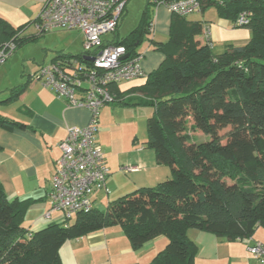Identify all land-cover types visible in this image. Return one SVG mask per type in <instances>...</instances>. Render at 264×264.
I'll list each match as a JSON object with an SVG mask.
<instances>
[{"label": "trees", "instance_id": "trees-1", "mask_svg": "<svg viewBox=\"0 0 264 264\" xmlns=\"http://www.w3.org/2000/svg\"><path fill=\"white\" fill-rule=\"evenodd\" d=\"M160 1L165 0H155ZM207 2L234 25L240 14L249 13L248 24L238 27L249 30V42L217 53L210 42L198 41L204 31L201 22L171 14L167 41L151 43L162 62L141 78H146L141 86L128 91L141 95V103L153 110L144 145L153 151L156 164L169 169L171 179L35 233L22 227L28 203L9 201L0 186V264H61L64 243L111 226L123 230L133 251L165 237L166 246L150 264H193L197 248L187 238L190 229L229 241L250 239L264 229V0ZM147 13L145 9L126 37L103 40L100 49L120 46L127 59L139 56L136 48L151 34ZM24 30L0 19V47L12 41L17 49L45 35L21 37ZM83 57L84 51L58 55L55 61L84 63ZM27 87L13 88L4 102L15 100ZM109 90L112 103H124L126 97L115 95L116 85ZM15 126L0 117V128ZM197 134L209 140L198 143ZM255 243L261 242L249 246Z\"/></svg>", "mask_w": 264, "mask_h": 264}, {"label": "crops", "instance_id": "crops-1", "mask_svg": "<svg viewBox=\"0 0 264 264\" xmlns=\"http://www.w3.org/2000/svg\"><path fill=\"white\" fill-rule=\"evenodd\" d=\"M43 2L44 0H0V19L14 29L26 27L21 37L36 36L29 25L36 20ZM127 4L124 13H127ZM206 5L199 13H196L200 18L189 20L201 22L204 26L203 34L197 38L199 42H210L217 53H222L227 46H244L249 42V30L238 28L234 23L216 14L207 15L206 8L212 5ZM155 12V16L152 17L153 32L168 34L171 14L164 7L155 8ZM57 31L60 30L51 32V35H56ZM65 40L66 46L61 49L57 48L45 56L46 60L42 63H48L44 65L56 62L55 58L58 55L74 56L83 53V41L71 42L69 38ZM19 48V51L0 68L3 70L0 74L3 78L2 86H0V117L17 125L11 130L0 128V186L9 201L17 200L28 203L23 214L22 227L30 233H35L51 223L63 225L61 214L50 211L48 198L51 191L50 180L56 161L61 155L59 144L66 137L67 129L85 127L89 123L90 113L84 108L67 106L65 100L58 97L53 90L34 80V74L44 65H37L35 68L27 67L25 70L23 58L20 55L25 48L22 46ZM137 54L142 56L140 67L145 76L157 69L163 60L160 53L147 51V49ZM12 67L15 71L10 79ZM145 79L133 80L116 86L115 95L117 96L118 93L122 97H127L128 91L141 86ZM25 83H28V87L23 94L11 102H4L10 97L13 88ZM96 143L103 153L102 147L97 141ZM135 153L132 151L126 153V158L114 156V162L108 161L112 170L108 169L106 154L103 153L105 166L109 172L106 179L108 193L98 191L93 195L94 208L104 209L105 206L98 208L97 205L108 199L110 187L114 181L112 173L116 168L120 172L122 170L129 174L143 172L142 181L146 180L149 184L156 183L157 185L161 183V179L169 180L170 171L166 166L156 164L154 155H149L150 153L142 149L136 150ZM147 159L150 162H147L148 170L143 162ZM126 167H136V171L127 172ZM133 184L134 188L131 192L144 188L137 186L138 184L134 182ZM131 192L120 195L116 199ZM187 238L197 248L193 264H257L248 253L247 247L253 241L264 244V229L258 228L250 239L244 240L229 241L194 229L187 231ZM166 244L167 239L159 236L146 243L140 250L133 251L123 230L118 226H111L85 237L67 241L60 248L59 257L61 264H67V262L69 264H94L93 261L98 259L99 264H150Z\"/></svg>", "mask_w": 264, "mask_h": 264}, {"label": "built area", "instance_id": "built-area-1", "mask_svg": "<svg viewBox=\"0 0 264 264\" xmlns=\"http://www.w3.org/2000/svg\"><path fill=\"white\" fill-rule=\"evenodd\" d=\"M130 0H44L36 20L31 24L36 35L56 30L79 31L84 35V56L93 61H57L41 66L34 80L50 88L64 99L69 107L84 108L90 113L89 123L82 128L67 129L66 137L59 144L61 155L56 161L50 180L48 195L50 211L61 214L67 223L80 213L93 209L92 197L98 191L108 193L106 179L109 174L104 156L96 143L98 119L101 108L114 101L110 85H120L145 77L140 67L142 56L123 59V47L105 46L102 37L113 34ZM155 2V0H153ZM170 14L181 17L199 13L203 0H165L155 2ZM249 13H242L236 27L248 24ZM153 32L151 25L150 33ZM11 41L0 47V65L15 52ZM127 172L136 167H126ZM49 218V216H47ZM257 264H264V245L255 243L247 248Z\"/></svg>", "mask_w": 264, "mask_h": 264}, {"label": "rangeland", "instance_id": "rangeland-1", "mask_svg": "<svg viewBox=\"0 0 264 264\" xmlns=\"http://www.w3.org/2000/svg\"><path fill=\"white\" fill-rule=\"evenodd\" d=\"M152 3L153 0H130L127 4V13L123 14L121 20L119 21L116 32L114 34H107L103 36L102 39L110 40L113 38V36L114 38L119 39L126 37L130 32L138 27L145 9L148 12V16H150L152 19V17L156 14L155 7ZM203 3L206 5L208 2L207 0H203ZM206 9L207 15H217L215 7L209 6ZM194 18L200 17L197 14H193L187 17L188 20H193ZM57 32L58 33L56 35H51L52 33L45 34L34 41H29L22 45V47H24L25 49L21 51L20 55H22L25 70L27 67L35 68L37 67V65L47 64L48 62L44 64L42 63L43 60H46L45 56L47 54H51V52H54V50H57V48L61 49L62 47L66 46V38H69L71 42H84V35H82V33L80 34L76 31ZM167 39L168 34L163 35L157 33L156 31L151 33L150 35H145L143 37L142 43L136 48V52L143 53L146 49L147 51H153L154 46L153 44H151L152 42L165 43ZM19 49L20 48H18V50H16L14 54H16ZM2 65H0V68ZM14 71L15 70L12 67L10 71L12 75L9 76L10 79H12ZM1 73H3V70H0V74ZM6 79H8V77L5 78V81ZM2 82L3 78L2 76H0V86H2ZM141 102V95L128 94L124 103L114 102L101 108L98 119V130L95 137L98 144L102 147L103 153L106 154L105 159L107 161V164L109 160L114 162V156L117 155L119 157L126 158V153H129L130 151H132V153H135L136 150L138 151L142 149L150 153L149 155H154L153 151L147 149L144 145L147 140V120L152 116L153 110L151 107L145 106ZM196 140L198 143H204L208 141L209 138L205 135L197 134ZM132 157H135V155H132ZM143 162L146 166V170H148L149 168L147 166L148 163H150L149 159L144 160ZM107 167L108 169L112 170L110 165ZM112 175L114 176V181L112 182V185L110 187V194L108 196V199L98 204V208H102L104 206L106 207L108 203L114 201L118 196L123 195L127 192H131V190L134 188L133 182L138 184L137 186H142L144 188H153L156 186V183L149 184V182L146 180L142 181V178L144 179L143 172H140L138 174H129L123 172L122 170L120 172L119 169L116 168V170L113 171ZM169 179H171L170 176ZM165 180L166 179H161L160 182H164ZM99 261L100 260L98 259L94 260L93 262L94 264H99ZM67 264L69 263L67 262Z\"/></svg>", "mask_w": 264, "mask_h": 264}, {"label": "water", "instance_id": "water-1", "mask_svg": "<svg viewBox=\"0 0 264 264\" xmlns=\"http://www.w3.org/2000/svg\"><path fill=\"white\" fill-rule=\"evenodd\" d=\"M126 58H127V56L123 57V59H126ZM83 59H84V61H93V58L87 57V56H84Z\"/></svg>", "mask_w": 264, "mask_h": 264}, {"label": "bare ground", "instance_id": "bare-ground-1", "mask_svg": "<svg viewBox=\"0 0 264 264\" xmlns=\"http://www.w3.org/2000/svg\"><path fill=\"white\" fill-rule=\"evenodd\" d=\"M94 208V207H93Z\"/></svg>", "mask_w": 264, "mask_h": 264}]
</instances>
